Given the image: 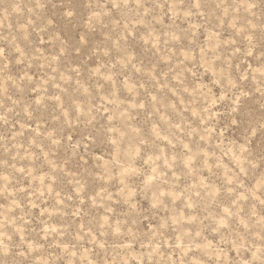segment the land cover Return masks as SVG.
I'll list each match as a JSON object with an SVG mask.
<instances>
[{"label": "rangeland", "instance_id": "1", "mask_svg": "<svg viewBox=\"0 0 264 264\" xmlns=\"http://www.w3.org/2000/svg\"><path fill=\"white\" fill-rule=\"evenodd\" d=\"M262 260L264 0H0V264Z\"/></svg>", "mask_w": 264, "mask_h": 264}, {"label": "clouds", "instance_id": "2", "mask_svg": "<svg viewBox=\"0 0 264 264\" xmlns=\"http://www.w3.org/2000/svg\"><path fill=\"white\" fill-rule=\"evenodd\" d=\"M253 258L254 259H257L258 258L256 253H253ZM261 264H264V260L261 261Z\"/></svg>", "mask_w": 264, "mask_h": 264}]
</instances>
